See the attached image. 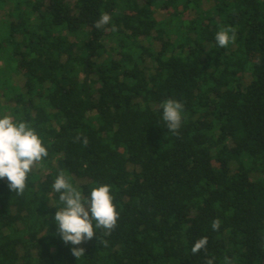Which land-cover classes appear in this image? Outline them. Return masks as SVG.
I'll list each match as a JSON object with an SVG mask.
<instances>
[{
	"label": "trees",
	"instance_id": "16d2710c",
	"mask_svg": "<svg viewBox=\"0 0 264 264\" xmlns=\"http://www.w3.org/2000/svg\"><path fill=\"white\" fill-rule=\"evenodd\" d=\"M0 66V118L48 151L22 194L0 179V264H264V0H0ZM60 172L110 185L119 213L78 258L52 219Z\"/></svg>",
	"mask_w": 264,
	"mask_h": 264
},
{
	"label": "clouds",
	"instance_id": "9594fccd",
	"mask_svg": "<svg viewBox=\"0 0 264 264\" xmlns=\"http://www.w3.org/2000/svg\"><path fill=\"white\" fill-rule=\"evenodd\" d=\"M112 17L102 14L94 27L102 29L109 25ZM116 30L115 27L112 29ZM219 47L224 48L236 40L235 31L231 28L219 30L215 36ZM162 119L167 131L178 135L183 119L184 105L177 100L168 99L162 104ZM79 139V137H77ZM85 146L87 140H84ZM48 156L47 148L34 128L25 122H15L10 115L0 118V179L6 178L10 191L20 195L24 192L28 174L33 166ZM53 190L59 193V201L63 205L55 211L52 218L56 225L57 235L65 245H72L71 254L75 257L84 256L85 250L80 247L96 235V229H103L105 235H110L116 227L119 213L110 194V185L94 187L89 196L73 187L65 174L60 172L56 177ZM219 218L212 221L211 228L218 231L221 227ZM207 237L195 241L191 248L195 255L200 250H206ZM226 264L231 260L225 258ZM205 264H214V258L206 259Z\"/></svg>",
	"mask_w": 264,
	"mask_h": 264
},
{
	"label": "rangeland",
	"instance_id": "374dc122",
	"mask_svg": "<svg viewBox=\"0 0 264 264\" xmlns=\"http://www.w3.org/2000/svg\"><path fill=\"white\" fill-rule=\"evenodd\" d=\"M1 67V66H0Z\"/></svg>",
	"mask_w": 264,
	"mask_h": 264
}]
</instances>
